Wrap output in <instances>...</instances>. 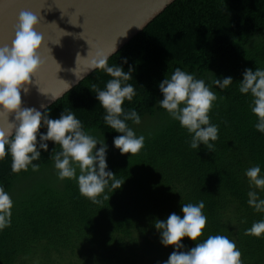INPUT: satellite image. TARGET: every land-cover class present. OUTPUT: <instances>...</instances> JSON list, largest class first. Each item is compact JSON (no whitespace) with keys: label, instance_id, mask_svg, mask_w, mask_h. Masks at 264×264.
Returning <instances> with one entry per match:
<instances>
[{"label":"trees","instance_id":"16d2710c","mask_svg":"<svg viewBox=\"0 0 264 264\" xmlns=\"http://www.w3.org/2000/svg\"><path fill=\"white\" fill-rule=\"evenodd\" d=\"M108 65L134 70L128 83L136 95L123 107L140 115L139 125L127 123L145 137L144 148L131 157L115 147L121 134L105 124L91 91L94 84L103 90L111 79L102 70L47 107L42 114L51 119H59L64 108L73 111L85 131L103 140L107 170L124 184L106 189L110 200L95 205L80 194L76 180H59L50 159L53 142L33 162L41 165L38 172L13 174L9 155L0 162V186L14 207L11 226L0 231V264H165L175 249L161 243L155 221L172 213L182 218L183 202L201 200L208 220L203 238L226 235L243 264H264V238L244 235L253 222L264 220L247 203L251 189L245 176L256 165L264 175V133L255 129L251 96L239 92L246 69H264V0H175ZM176 68L204 80L218 97L210 113L219 126L215 152L203 144L191 149L187 131L159 106L164 98L159 84ZM226 77L233 79L227 89L213 84ZM182 243L181 251L196 246L189 238Z\"/></svg>","mask_w":264,"mask_h":264},{"label":"clouds","instance_id":"9594fccd","mask_svg":"<svg viewBox=\"0 0 264 264\" xmlns=\"http://www.w3.org/2000/svg\"><path fill=\"white\" fill-rule=\"evenodd\" d=\"M40 21V16L32 11L21 10L11 45H0V162L10 155L13 174L19 175L29 168L38 172L41 165L33 162L40 160V149L49 151L48 142L51 141L56 148L50 159L54 162L59 180H76L80 194L91 203L102 206L104 201L111 198L106 194V189L117 191L124 184V181L107 170V144L85 131L75 113L67 108H64L59 119H51L48 113L42 114L36 108L22 106V93L30 92L33 78L39 75L45 64L40 55L45 45L44 35L38 31ZM127 31L121 36H126ZM63 32L66 33L64 36L70 35ZM61 39L54 45H60ZM116 43L110 52H89L90 69L102 70L111 77L103 90L94 84L91 91L96 93V98L104 109L105 124L121 134L114 138L115 147L122 155L131 154L133 157L144 148L145 137L137 136L127 123L132 121L139 125L141 117L138 112L135 109L125 111L123 107L125 101L132 102L136 95L134 86L128 83L133 79L134 70L130 68L125 72L122 67L108 65L109 56L116 51ZM49 50L52 53V49ZM81 58L77 55V65ZM52 59L61 71L60 64L53 56ZM81 78L77 77L78 80ZM213 84L220 89H227L233 84V79H215ZM159 89L164 97L159 101V106L187 131L191 137L189 147L200 149L203 144L209 151L215 152L214 142L219 139V126L211 123L210 113L218 97L205 81L176 68L170 78L167 77L159 84ZM39 91L46 95L40 89ZM239 92L251 96V112L257 118L255 129L264 133V69H246L243 80L239 82ZM52 99L56 100L55 97ZM10 116H14V121H10ZM42 127L47 129L46 134L41 133ZM98 144L101 145L99 150ZM245 176L251 189L247 193L248 205L257 213H264V199L257 191L264 192L261 168L258 165L252 166L245 171ZM13 207L12 198L0 186V231L11 226ZM204 208L202 200L198 204L183 202L182 218L172 213L166 221H155L154 226L161 234V243L175 249L165 264H243L241 251L228 236L208 235L203 238L208 223ZM244 235L264 238V220L253 222ZM184 238H189L196 246L188 251H181L184 248Z\"/></svg>","mask_w":264,"mask_h":264},{"label":"water","instance_id":"95a60500","mask_svg":"<svg viewBox=\"0 0 264 264\" xmlns=\"http://www.w3.org/2000/svg\"><path fill=\"white\" fill-rule=\"evenodd\" d=\"M174 1L0 0V45H11L21 10L32 11L41 19L38 31L43 33L45 45L40 55L45 64L39 75L33 78L30 92L22 93V106L36 108L42 113L96 70L90 69L89 52L92 54L98 50L110 52L117 40L116 51L109 56L110 58ZM60 29L70 35L64 36L66 33ZM126 31L127 35L121 36ZM60 39V45H54ZM49 48L52 49V53ZM51 54L60 64L61 71ZM77 55L82 57L78 65ZM74 69L77 77H82L81 79H77ZM39 89L46 95L41 94ZM9 119L14 121V116H10Z\"/></svg>","mask_w":264,"mask_h":264}]
</instances>
